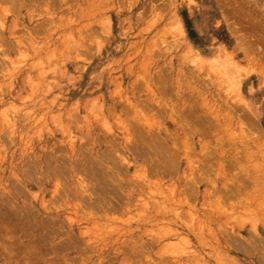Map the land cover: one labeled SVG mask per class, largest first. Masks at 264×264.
I'll use <instances>...</instances> for the list:
<instances>
[{
    "label": "rangeland",
    "instance_id": "1",
    "mask_svg": "<svg viewBox=\"0 0 264 264\" xmlns=\"http://www.w3.org/2000/svg\"><path fill=\"white\" fill-rule=\"evenodd\" d=\"M0 264H264V0H0Z\"/></svg>",
    "mask_w": 264,
    "mask_h": 264
}]
</instances>
